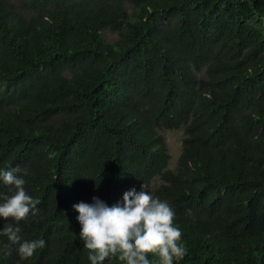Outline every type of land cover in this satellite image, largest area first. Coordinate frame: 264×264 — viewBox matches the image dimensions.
<instances>
[{
    "label": "trees",
    "instance_id": "obj_1",
    "mask_svg": "<svg viewBox=\"0 0 264 264\" xmlns=\"http://www.w3.org/2000/svg\"><path fill=\"white\" fill-rule=\"evenodd\" d=\"M9 168L40 203L0 218V264H91L73 205L130 189L173 209L187 250L173 264H264V0H0ZM14 190L0 180V203ZM8 224L45 246L21 259Z\"/></svg>",
    "mask_w": 264,
    "mask_h": 264
},
{
    "label": "clouds",
    "instance_id": "obj_2",
    "mask_svg": "<svg viewBox=\"0 0 264 264\" xmlns=\"http://www.w3.org/2000/svg\"><path fill=\"white\" fill-rule=\"evenodd\" d=\"M19 168L0 169V180L15 190L0 203V218L18 222L31 212L38 211V199L26 193L25 180L16 175ZM145 189V185H141ZM91 204L73 205L81 225L79 233L83 246L89 250L91 264H103L105 259L117 257L125 264H150L147 254L159 257L161 264H173L186 255L181 231L174 226L175 213L166 201L153 197L147 191L130 189L123 193L122 202L108 206L97 197ZM19 226L8 224L2 235L10 244L17 245L21 259L31 257L45 246L44 240H21Z\"/></svg>",
    "mask_w": 264,
    "mask_h": 264
},
{
    "label": "rangeland",
    "instance_id": "obj_3",
    "mask_svg": "<svg viewBox=\"0 0 264 264\" xmlns=\"http://www.w3.org/2000/svg\"><path fill=\"white\" fill-rule=\"evenodd\" d=\"M103 34L111 40H113L116 37L114 33L108 30H104ZM161 133L164 137L170 155L167 167L174 169L178 155L180 154L182 148V137L184 134L183 128L182 127L166 128V129H162Z\"/></svg>",
    "mask_w": 264,
    "mask_h": 264
}]
</instances>
